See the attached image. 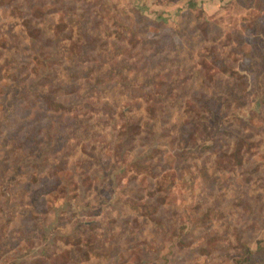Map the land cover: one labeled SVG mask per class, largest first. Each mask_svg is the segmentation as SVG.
<instances>
[{"label": "rangeland", "instance_id": "374dc122", "mask_svg": "<svg viewBox=\"0 0 264 264\" xmlns=\"http://www.w3.org/2000/svg\"><path fill=\"white\" fill-rule=\"evenodd\" d=\"M195 1L0 0V264H264V0Z\"/></svg>", "mask_w": 264, "mask_h": 264}, {"label": "trees", "instance_id": "16d2710c", "mask_svg": "<svg viewBox=\"0 0 264 264\" xmlns=\"http://www.w3.org/2000/svg\"><path fill=\"white\" fill-rule=\"evenodd\" d=\"M188 4H189V8H194L197 6V3L195 0H189ZM220 10H221V8L218 9V11H220ZM65 20H67V19H65ZM69 20H71V19H69ZM160 51H161L160 48L156 49L155 54L160 52ZM154 67H155V65H154ZM81 71H82V69H80V68L77 69L78 75H79V73H81ZM84 76H87V74ZM76 84H78V83H76ZM142 85L143 84L138 83V86H140L139 92H141V90H143ZM129 86H130L129 84H125V88L127 89L126 96L131 98L132 100L135 99L136 101H139L140 99H142V94L141 93H135L134 91H132L129 88ZM114 87H115V85L109 86V87H104L101 90L93 87L91 91L89 90L87 92V94L84 95L87 98L86 99L87 101H85V104H87L88 107L92 108L93 110H95V112H98V113L110 112V109H112V107H110V101L114 100V102L112 104H118V102H119L117 99L118 98L117 95H115L112 92ZM76 88L81 89V85L76 86ZM94 92H96L97 95H95ZM88 98H91V100H89ZM30 99L32 100V104H33L31 106L41 107L45 110H48V109L53 110L54 109V111H59L61 113V114H59L60 118H63L64 115H66L67 113L77 112V106L73 107L74 105L73 106L72 105H66V104L58 101L55 96L50 97V95H41L40 93H38L37 97H36V94H34ZM93 100H95V101L98 100L99 102L94 103ZM102 100H103V102L101 103ZM140 106L141 105L139 103L137 105V108H140ZM134 107H135V105H129V107H127V110L124 108V110L122 112L126 113V111H130ZM112 112H114V111H112ZM38 113L40 115V112H38ZM38 113H37V115H38ZM75 115L78 116L79 114L75 113ZM68 118H70V116ZM60 121H61V119H60ZM131 124L133 125L132 127L137 128L139 122L135 121V122H132ZM123 125L126 126L127 123H124ZM70 126H72V125H70ZM74 134H75V131H74ZM263 252H264V250H263ZM244 253H245V258L242 260L244 262L243 264H254V260H255L254 251L250 247L247 246L245 248Z\"/></svg>", "mask_w": 264, "mask_h": 264}, {"label": "crops", "instance_id": "0c3cea01", "mask_svg": "<svg viewBox=\"0 0 264 264\" xmlns=\"http://www.w3.org/2000/svg\"><path fill=\"white\" fill-rule=\"evenodd\" d=\"M202 5L204 6L205 10L208 12V13H213L215 12L216 10H218V8L224 3V1L226 0H199ZM174 5L171 6L170 8H167L164 12L167 13V12H172L174 11V9H177L179 10L178 8H174Z\"/></svg>", "mask_w": 264, "mask_h": 264}]
</instances>
